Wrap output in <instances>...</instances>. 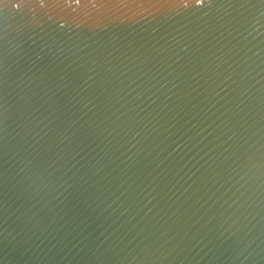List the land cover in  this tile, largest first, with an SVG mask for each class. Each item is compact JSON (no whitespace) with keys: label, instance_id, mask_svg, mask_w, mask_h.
<instances>
[{"label":"water","instance_id":"water-1","mask_svg":"<svg viewBox=\"0 0 264 264\" xmlns=\"http://www.w3.org/2000/svg\"><path fill=\"white\" fill-rule=\"evenodd\" d=\"M0 264H264V0H0Z\"/></svg>","mask_w":264,"mask_h":264}]
</instances>
